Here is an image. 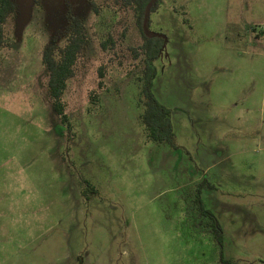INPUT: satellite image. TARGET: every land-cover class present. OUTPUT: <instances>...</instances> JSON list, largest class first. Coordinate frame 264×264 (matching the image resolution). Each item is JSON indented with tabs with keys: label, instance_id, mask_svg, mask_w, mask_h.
I'll use <instances>...</instances> for the list:
<instances>
[{
	"label": "rangeland",
	"instance_id": "rangeland-1",
	"mask_svg": "<svg viewBox=\"0 0 264 264\" xmlns=\"http://www.w3.org/2000/svg\"><path fill=\"white\" fill-rule=\"evenodd\" d=\"M15 1L0 45V264H264V0H159L150 14L144 29L164 39L152 92L177 148L139 120L130 3ZM69 6L89 44L62 122L42 53L66 42Z\"/></svg>",
	"mask_w": 264,
	"mask_h": 264
},
{
	"label": "trees",
	"instance_id": "trees-1",
	"mask_svg": "<svg viewBox=\"0 0 264 264\" xmlns=\"http://www.w3.org/2000/svg\"><path fill=\"white\" fill-rule=\"evenodd\" d=\"M90 6L97 12L98 5L95 0H87ZM133 6L137 15V23L141 31L143 42L138 47L129 48L135 57L141 56L143 68L141 75L137 77L139 81V100L142 107L139 120L143 124L146 139L156 143H167L177 148L172 135V124L170 120V110L161 104L152 92L153 79L156 76L154 61L158 57L164 45L163 36L158 32H147L144 27L149 25V16L158 8L159 0H126ZM15 0H0V45L4 38V24L16 10ZM69 6L67 12L68 23L65 27L66 42L57 48L48 45L42 53V63L47 74V94L52 100V105L62 122L67 120L64 112L62 95L67 86V81L74 77L75 67L83 56L89 44L86 26L80 16L72 14ZM110 42L112 40L108 38ZM107 41L102 45L105 47ZM103 66L99 67L98 87L103 85ZM90 97H93L91 95ZM201 212L208 214L211 219V228L219 243H221L222 228L217 218L204 209L201 204ZM223 264H231L229 261L221 260Z\"/></svg>",
	"mask_w": 264,
	"mask_h": 264
}]
</instances>
